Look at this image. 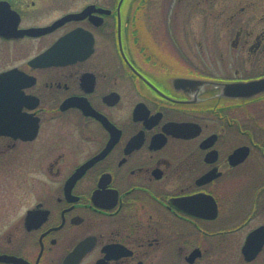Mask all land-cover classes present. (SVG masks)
<instances>
[{
  "label": "flooded vegetation",
  "instance_id": "obj_1",
  "mask_svg": "<svg viewBox=\"0 0 264 264\" xmlns=\"http://www.w3.org/2000/svg\"><path fill=\"white\" fill-rule=\"evenodd\" d=\"M20 263L264 264V0H0Z\"/></svg>",
  "mask_w": 264,
  "mask_h": 264
},
{
  "label": "water",
  "instance_id": "obj_2",
  "mask_svg": "<svg viewBox=\"0 0 264 264\" xmlns=\"http://www.w3.org/2000/svg\"><path fill=\"white\" fill-rule=\"evenodd\" d=\"M257 82H259V81H252V82H249V88H250V90H249L248 92H245L246 95L252 96V95H254L257 91H259L258 87L252 85V84H256Z\"/></svg>",
  "mask_w": 264,
  "mask_h": 264
},
{
  "label": "rangeland",
  "instance_id": "obj_3",
  "mask_svg": "<svg viewBox=\"0 0 264 264\" xmlns=\"http://www.w3.org/2000/svg\"><path fill=\"white\" fill-rule=\"evenodd\" d=\"M13 192H15L14 195H13V199L17 200V198H18V196H17L18 194L17 193L19 192V188L15 187Z\"/></svg>",
  "mask_w": 264,
  "mask_h": 264
}]
</instances>
